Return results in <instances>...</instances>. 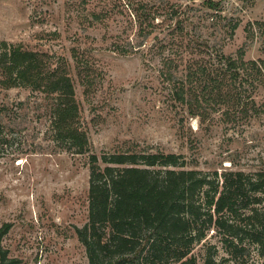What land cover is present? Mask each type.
<instances>
[{
  "label": "rangeland",
  "instance_id": "374dc122",
  "mask_svg": "<svg viewBox=\"0 0 264 264\" xmlns=\"http://www.w3.org/2000/svg\"><path fill=\"white\" fill-rule=\"evenodd\" d=\"M263 26L264 0H0V41L65 64L90 142L87 155L67 150L44 104L0 88L4 264H88L77 229L88 220L90 154L264 168V80L230 85L219 62L240 48L264 59Z\"/></svg>",
  "mask_w": 264,
  "mask_h": 264
},
{
  "label": "trees",
  "instance_id": "16d2710c",
  "mask_svg": "<svg viewBox=\"0 0 264 264\" xmlns=\"http://www.w3.org/2000/svg\"><path fill=\"white\" fill-rule=\"evenodd\" d=\"M244 56L243 48L235 56L221 54L222 71L230 85L258 86L264 59ZM0 88L28 90L48 108L52 133L66 149L89 153L65 64L0 41ZM185 91L182 85L176 92L181 102ZM189 164L181 154L160 151L103 155L101 161L90 154L88 220L77 229L88 264H264V168L203 171ZM4 235L0 230V264ZM219 251L224 255L217 259Z\"/></svg>",
  "mask_w": 264,
  "mask_h": 264
}]
</instances>
